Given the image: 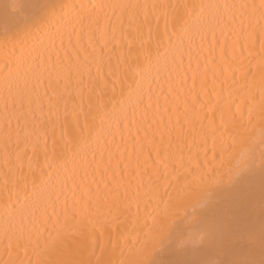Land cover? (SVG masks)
<instances>
[{"label": "snow or ice", "instance_id": "1", "mask_svg": "<svg viewBox=\"0 0 264 264\" xmlns=\"http://www.w3.org/2000/svg\"><path fill=\"white\" fill-rule=\"evenodd\" d=\"M28 7L0 39V264H203L158 257L192 192L225 168L259 171L264 187V0ZM216 222L200 240L238 256L254 244Z\"/></svg>", "mask_w": 264, "mask_h": 264}, {"label": "bare ground", "instance_id": "2", "mask_svg": "<svg viewBox=\"0 0 264 264\" xmlns=\"http://www.w3.org/2000/svg\"><path fill=\"white\" fill-rule=\"evenodd\" d=\"M36 2L37 0H0V39L3 37L5 28L15 30L16 26L23 24L24 18L32 11L28 6ZM76 2L79 3L80 0H76ZM84 2L87 3L88 0H84ZM92 2H96V0H92ZM17 5H24L25 7L18 8ZM176 42L178 43V41ZM35 54L33 52V55ZM53 59H55V56H53ZM4 63L5 57L0 53V89L3 88L7 73V69L3 67ZM153 63L155 64V61ZM92 71L95 75V68ZM256 99L259 100L258 89ZM108 108L111 109L112 105H108ZM164 119L167 123V116ZM174 120L175 117L173 116ZM161 128H163V125H161ZM254 135L258 140V125ZM119 138V135H117V140ZM101 143H103V140H101ZM92 147H95V137H93L91 146L84 145L89 154ZM2 171H6V168L3 155L0 153V178H2ZM209 184L211 187L206 190L200 189L192 192L187 213H181L173 225L179 239L158 259L212 264V262L224 259L247 258L259 264L261 260H264V248L260 243V233L262 227H264V187L261 185L259 171L251 180L247 176L230 179L227 168H225L222 175L210 178ZM3 199H6V197ZM141 207L142 214H145L143 205ZM17 209L19 210V205H17ZM8 211H11V209H6L3 200H0V224H3ZM27 211L25 210L26 214ZM133 211H135V205H133ZM101 212L107 215L109 210L104 208L101 209ZM207 216L216 217L215 228L218 236L228 233L247 234L248 232H254L256 235L254 244L238 256L236 251L225 252L220 246L219 240H200V234L206 228L205 218ZM0 250H2V246H0Z\"/></svg>", "mask_w": 264, "mask_h": 264}]
</instances>
